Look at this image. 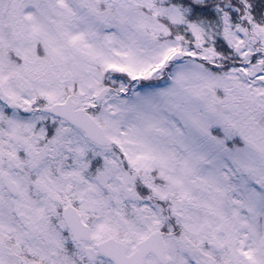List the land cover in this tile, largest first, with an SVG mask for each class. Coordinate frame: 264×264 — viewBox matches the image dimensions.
I'll use <instances>...</instances> for the list:
<instances>
[{
  "label": "snow or ice",
  "instance_id": "snow-or-ice-1",
  "mask_svg": "<svg viewBox=\"0 0 264 264\" xmlns=\"http://www.w3.org/2000/svg\"><path fill=\"white\" fill-rule=\"evenodd\" d=\"M0 264H264V0H0Z\"/></svg>",
  "mask_w": 264,
  "mask_h": 264
}]
</instances>
